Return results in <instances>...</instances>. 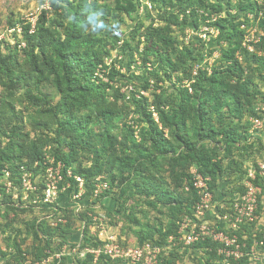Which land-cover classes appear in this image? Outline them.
<instances>
[{
    "label": "rangeland",
    "instance_id": "rangeland-1",
    "mask_svg": "<svg viewBox=\"0 0 264 264\" xmlns=\"http://www.w3.org/2000/svg\"><path fill=\"white\" fill-rule=\"evenodd\" d=\"M52 1L0 0V58L14 55L23 64L26 52L33 51L28 37L35 34L43 17L50 22L61 20L63 27H66L77 12L83 11L95 16L92 18L98 22L101 15L96 16L97 12L92 9V4L97 2L99 7L109 6L112 11L108 23H104L105 29L111 32V37H117L118 40H110L109 46L104 47L111 51L104 59L110 69L102 68L98 74L107 82V75L111 68H115L119 75L113 86L119 88L124 96L120 103L131 105V110H134L131 104L132 93H135L136 98H146L153 118L159 125L156 96L162 98L160 108L170 111L180 103L184 91L192 93L191 85L200 72L210 74L214 69L225 66L220 49L214 50L220 43L227 47L222 41L219 23L225 19L241 23L244 48L248 54L238 55L237 58L254 81L256 116H246L238 126L241 136H244V130L247 131L246 139L238 138V142L228 146L222 140L218 144L207 143L210 148L215 147L227 169L220 182L224 200L222 203L215 200L217 208L214 212L218 213V205L225 203L230 198L229 195H237V190L233 187L241 186L248 169H256L257 164L264 160V82L260 74H264L260 72L264 65V33L259 28V22L255 21L253 12L241 10L240 3L246 2L134 0L136 12L122 16L113 9L114 0H87L86 5H82L79 0H69V3L56 2L60 7L59 13H64L63 17H59L54 12ZM252 3L264 5V0H252ZM150 27H170L172 41L178 47L177 54L186 49L192 52L188 61L192 81L182 74H174L171 80L166 79L163 72L157 74L160 67L159 53L164 56L167 53L155 46H148V50L146 49L145 34ZM62 31L64 28H59V32ZM87 33L92 34V29L88 28ZM35 53H38L37 49ZM254 56L259 60L253 61ZM143 87H148V90ZM2 90L0 82V93ZM42 93L44 99H54L57 91L55 86L48 84L42 87ZM15 97L18 98L16 106L20 113V125L30 140L52 139L54 126L46 131L36 127L34 123L46 121L45 108L32 104L26 91L17 92ZM105 125L106 122L100 119L94 124V129L102 132ZM145 127L146 124L138 115L116 119L109 126L117 137L124 138L128 135L131 141L137 142ZM166 133L173 142L175 151L179 153L181 147L176 144L174 134L169 131ZM260 138L262 149H259ZM9 143L6 138H0V149L7 148ZM131 144L129 143L130 146ZM227 147L231 149V154L225 152ZM43 151V164L36 163L32 170L25 166L13 169L9 165L0 169V264H146L145 259L149 257L154 258L153 264H226L220 261L219 254L212 255L211 248L199 249L196 245H187L181 240L169 242L170 238L165 244L158 245L157 242L163 240V235L170 228L174 212L170 206L156 200L154 195L149 197L133 188L121 196L120 181L116 180L112 184L110 175L96 177L91 186H87L79 177L74 183L71 180L75 179L73 171L78 164H74V168L64 174V165L55 161L54 145L50 143ZM88 155H82L85 167L91 166ZM189 170L196 171V168L191 167ZM243 171H246L245 175ZM158 176L164 188L170 187L167 165L162 164ZM184 213H180V216ZM59 223L64 227L59 228ZM38 226L44 229L50 227L52 232L38 231L36 236ZM150 234L154 235L152 239L149 238ZM114 243L122 247L129 246L133 250L139 249L145 259L140 262L133 258L112 259L105 254V248ZM97 252L100 253L99 257Z\"/></svg>",
    "mask_w": 264,
    "mask_h": 264
},
{
    "label": "trees",
    "instance_id": "trees-1",
    "mask_svg": "<svg viewBox=\"0 0 264 264\" xmlns=\"http://www.w3.org/2000/svg\"><path fill=\"white\" fill-rule=\"evenodd\" d=\"M79 1L82 5L87 4V0ZM56 2L69 3V0L52 1L54 12L63 17L64 13H59L60 7ZM244 2L240 3L241 10L253 12L255 21L259 22V28L264 33V5L253 4L252 0ZM91 7L97 12L96 16L101 15L98 22L92 18L95 16L83 11L77 12L66 27H63L61 20L50 22L43 17L35 34L28 37L33 51L26 52L23 64L14 55L0 58V82L3 87L0 93V138L10 142L7 148L0 149V169L9 165L13 169L25 166L32 170L36 163L43 164V149L51 143L56 150V163L64 165V174L73 169L74 164H78L74 168L75 179L72 182L76 183L79 177L87 186H91L96 177L110 175L112 184L116 180L120 181L121 196L135 188L138 193L149 197L154 195L156 200L170 206L174 212L170 228L163 235V240L157 242L163 245L168 238L177 236L182 218L192 215L193 207L199 200L191 182V167H195L203 177L211 179L210 187L217 193L215 200L223 201L220 182L227 169L215 147L210 148L207 143L218 144L222 140L228 146L238 142V138L246 139L247 131L244 130V136H241L238 126L246 116H256L254 81L237 58L238 55L248 54L244 48L241 23L230 19L219 23L222 41L227 47L220 43L214 50L220 49L225 66L214 69L210 74L200 72L191 85L192 93L184 91L180 103L170 111L160 108L163 101L161 96H156L159 125L153 118L146 98H136L135 93H132L134 110H131V105L120 103L124 96L119 88L113 86L119 75L115 68H111L107 82L99 76L98 72L102 68L110 69L104 59L111 51L104 47L109 46L110 40L117 42L118 39L111 37V32L105 29L104 23H108L112 9L109 6L99 7L97 2ZM113 9L119 15H130L136 12V4L134 0H114ZM59 28H64V31L60 33ZM88 28L92 29V34L87 33ZM171 34L170 27H150L146 31V49L155 46L167 53L166 56L159 53L160 67L157 74L163 72L164 77L170 80L174 74H182L192 81L188 68L192 52L186 49L183 50L185 53L180 51L177 54L178 47L172 41ZM36 49L38 53H35ZM174 56L177 58L174 59ZM257 60L259 58L254 56L253 61ZM260 72H264V65ZM260 74L264 82V74ZM48 84L56 88L54 99H44L42 87ZM143 88L148 90V87ZM20 91H26L32 104L45 108L46 121L34 123L46 131L54 126L52 139L30 140L23 131L16 106L18 98L15 97ZM131 115H138L146 124L140 133L139 142L131 141L128 135L119 138L109 128L114 120L128 119ZM100 119L106 122L105 129L96 132L94 124ZM166 131L174 134L176 144L181 147L179 153L175 151ZM258 140L259 149H262L261 138ZM225 152L231 154V149L227 147ZM84 153L89 154L90 167L83 165L81 159ZM162 164L167 165L171 179L170 187L167 188L157 178ZM233 188L237 193L243 191L241 186ZM229 197L232 198L231 195ZM180 213H184L181 214L183 216ZM58 226L64 227L61 223ZM47 230L52 232L50 227L44 229L38 226L35 234L38 236V231L45 233ZM248 233L250 247L252 235L249 230ZM153 236L150 234L149 238ZM196 246L199 249L211 248L212 255H217V247L211 243ZM218 258L224 261L223 257ZM242 264H248L247 259Z\"/></svg>",
    "mask_w": 264,
    "mask_h": 264
},
{
    "label": "built area",
    "instance_id": "built-area-1",
    "mask_svg": "<svg viewBox=\"0 0 264 264\" xmlns=\"http://www.w3.org/2000/svg\"><path fill=\"white\" fill-rule=\"evenodd\" d=\"M255 124L259 127L258 123ZM190 173L199 200L193 207L192 215L181 220L177 236L170 237L169 242L181 240L187 245L211 243L217 247V254L223 257L226 264H242L245 259L248 264H264V225H261L264 220V160L257 164L256 169H248L246 178L241 182L243 191L218 205V213L214 212L217 196L210 187L211 179L203 177L197 170ZM78 181L81 182V179ZM248 230L252 235L250 247ZM105 254L112 259L133 258L136 262L145 259L139 249L122 247L118 243L107 246ZM97 255L99 257L100 253L97 252ZM145 262L153 264L154 258H146Z\"/></svg>",
    "mask_w": 264,
    "mask_h": 264
},
{
    "label": "crops",
    "instance_id": "crops-1",
    "mask_svg": "<svg viewBox=\"0 0 264 264\" xmlns=\"http://www.w3.org/2000/svg\"><path fill=\"white\" fill-rule=\"evenodd\" d=\"M263 221V220H262ZM264 223H261V225H263Z\"/></svg>",
    "mask_w": 264,
    "mask_h": 264
}]
</instances>
